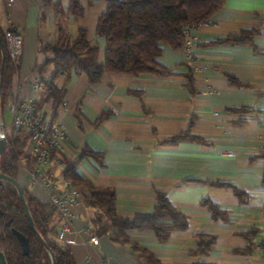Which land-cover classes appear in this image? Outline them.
<instances>
[{
	"label": "crops",
	"instance_id": "crops-1",
	"mask_svg": "<svg viewBox=\"0 0 264 264\" xmlns=\"http://www.w3.org/2000/svg\"><path fill=\"white\" fill-rule=\"evenodd\" d=\"M76 1L82 8L78 16L70 10L71 0H16L9 8L11 21L22 34L11 95L30 94L29 81L40 74L46 57L39 48L55 39L58 28L71 39L84 29L103 62L104 39L95 31L107 1ZM1 14L0 1L3 32ZM256 26L258 34L249 43L216 42ZM190 37L200 67L197 72L191 71L184 50L173 51L162 44L159 61L172 73L167 77L120 73L105 75L94 85L85 76L57 78L54 83L64 86L62 102L66 103L57 110L67 134L61 160L76 159L83 148L102 153L101 165L85 158L76 171L83 179L113 190L121 217L151 211L156 192L166 194L187 217V228L173 232L163 243L151 231L129 232L131 241L162 264H262L257 240L264 224V155L259 151L264 142V0H225ZM53 71L48 66L45 78H51ZM188 71L192 91L184 77ZM226 75L245 86H232ZM129 90L139 91L140 96ZM36 97L50 114L45 91ZM101 112L109 116L95 126ZM187 129L197 139L168 141ZM51 168L62 185V161ZM16 179L32 196L47 201L44 191L28 182L22 161ZM204 199L225 211L226 219H213L201 203ZM80 202L70 231L58 241L71 250L76 264H148L139 253L108 236L97 237V244H92L93 212ZM200 234L213 235L215 241L208 254L196 258L192 252Z\"/></svg>",
	"mask_w": 264,
	"mask_h": 264
},
{
	"label": "trees",
	"instance_id": "trees-1",
	"mask_svg": "<svg viewBox=\"0 0 264 264\" xmlns=\"http://www.w3.org/2000/svg\"><path fill=\"white\" fill-rule=\"evenodd\" d=\"M107 6L97 20L95 34L104 39V59L98 60V46L87 39L86 31L78 29L74 38H70L61 28L57 29L55 39L39 48L46 55L40 76L45 78V70L54 68L51 81L46 84L44 101L50 114L57 118L65 88L58 87L54 81L59 77L68 80L72 75L85 76L89 85L97 84L105 75L130 74L138 76L149 74L154 77H167L172 74L159 61L162 44L173 51L184 50L186 35L185 25L196 28L212 18L224 5L225 0H106ZM70 10L73 15L82 13L76 0H71ZM258 34V26L243 30L238 34L218 39L216 42L232 44L249 43ZM3 42V32L0 28ZM1 61V52H0ZM232 86H245L232 75H226ZM186 84L192 91L193 77L188 71L184 74ZM14 70L5 53L2 83L0 89V113L12 94ZM129 93L140 96L139 91ZM40 108V105L38 106ZM109 116L101 112L95 126ZM197 139L187 129L175 134L168 141ZM28 133L17 130L12 134L5 151L0 157V173L16 179L19 161L26 167L32 164V157L27 152ZM92 158L102 164V153L83 148L74 160H62L60 173L77 189L79 199L93 212L89 219L91 233L96 237L108 236L111 241L129 246L139 256L146 258L148 264H162L152 253L139 247L129 238L130 231H151L158 242L167 241L175 231L188 226L187 217L177 210L166 194L157 191L151 211L137 212L132 217H121L116 213L115 194L112 189L93 184L83 179L76 171L78 163ZM17 180V179H16ZM214 186H226L223 183H211ZM24 198L37 233L49 247L41 245L33 233L21 207L16 188L9 182L0 180V249L6 264H76L71 250L62 246L56 239V225L59 222L57 210L48 202H41L26 189ZM233 191L240 195L237 189ZM203 206L211 212L213 219H226V212L220 210L209 200H202ZM9 222V226L6 224ZM12 229L24 235L28 240V253L24 254ZM247 238L250 235H245ZM196 248L192 255L200 258L210 252L215 237L208 234L197 236ZM195 264H209L197 261Z\"/></svg>",
	"mask_w": 264,
	"mask_h": 264
},
{
	"label": "built area",
	"instance_id": "built-area-1",
	"mask_svg": "<svg viewBox=\"0 0 264 264\" xmlns=\"http://www.w3.org/2000/svg\"><path fill=\"white\" fill-rule=\"evenodd\" d=\"M2 9L3 44L9 64L17 74L19 58L22 52V34L17 25L11 21L9 8L15 4L16 0H0ZM186 42L184 46L185 59L193 72L200 71V67L195 62L193 51V41L190 33L194 27L185 25ZM51 78H41L37 73L29 81L30 94L14 93L7 101V111L10 119L3 121L0 115V139H5L8 143L12 134L20 129L28 133L27 152L33 161L30 167H23L27 174L28 182L44 191L47 201L57 210L59 214V226L56 239L63 240L65 234L70 231L71 220L75 217V209L81 203L78 192L67 180L60 185L52 171L53 166L61 164V154L64 153V145L67 140L66 129L58 118L40 106L37 95L45 91L46 84ZM66 107L63 101L61 109ZM260 153L264 155V142L260 146ZM232 155V153H229ZM51 164L53 166H51ZM97 237L91 236L90 242L97 244ZM262 264H264V224L261 228V236L257 240Z\"/></svg>",
	"mask_w": 264,
	"mask_h": 264
},
{
	"label": "water",
	"instance_id": "water-1",
	"mask_svg": "<svg viewBox=\"0 0 264 264\" xmlns=\"http://www.w3.org/2000/svg\"><path fill=\"white\" fill-rule=\"evenodd\" d=\"M0 52H1V61H0V89H1V83H2V76H3V68H4V63H5V50H4V45L0 36ZM7 146L6 140L5 139H0V157L2 156L3 152L5 151ZM0 180H4L7 181L9 183H11L17 190L18 193V198L21 204V207L23 209V212L27 218V221L33 231V233L35 234V236L37 237L38 241L41 243V245L43 247H45V249L49 250V247L46 245V243L44 242V240L41 238V236L37 233L35 227H34V223L33 220L30 216L27 204L25 202V198H24V190L21 187V185L19 184V182L16 179H13L7 175H4L2 173H0ZM7 226H9V222L6 224ZM12 233L16 236V238L18 239L21 249L23 251L24 254L28 253V240L27 238L22 235L21 233L17 232L16 230L12 229ZM0 264H6L5 261V256L3 251L0 250Z\"/></svg>",
	"mask_w": 264,
	"mask_h": 264
},
{
	"label": "rangeland",
	"instance_id": "rangeland-1",
	"mask_svg": "<svg viewBox=\"0 0 264 264\" xmlns=\"http://www.w3.org/2000/svg\"><path fill=\"white\" fill-rule=\"evenodd\" d=\"M1 116L3 121L8 122L10 119L9 113L7 112L6 105L3 107L1 111ZM56 177H58V174H56Z\"/></svg>",
	"mask_w": 264,
	"mask_h": 264
},
{
	"label": "flooded vegetation",
	"instance_id": "flooded-vegetation-1",
	"mask_svg": "<svg viewBox=\"0 0 264 264\" xmlns=\"http://www.w3.org/2000/svg\"><path fill=\"white\" fill-rule=\"evenodd\" d=\"M4 45V44H3ZM5 50V49H4Z\"/></svg>",
	"mask_w": 264,
	"mask_h": 264
}]
</instances>
